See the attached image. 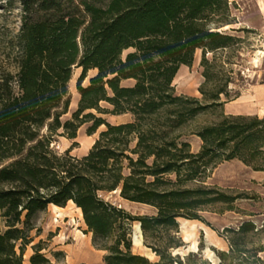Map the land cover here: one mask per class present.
I'll use <instances>...</instances> for the list:
<instances>
[{
	"label": "trees",
	"instance_id": "1",
	"mask_svg": "<svg viewBox=\"0 0 264 264\" xmlns=\"http://www.w3.org/2000/svg\"><path fill=\"white\" fill-rule=\"evenodd\" d=\"M228 10V0H19L18 29L0 54V212L6 224L0 264H22L31 218L68 202L80 209L93 245L108 251L105 264H204L197 253L172 250L181 245L173 234L179 218L199 220L203 207L230 203L219 188L204 184L207 172L232 159L264 171V116L225 115L187 130L200 113L221 104L220 95L230 100L226 90L205 88L213 66L205 54L237 40L217 30L229 24ZM197 49L201 98L176 94L172 81L181 65L191 66ZM74 67L81 68L78 106L62 121ZM91 69L96 74L82 86ZM128 80L133 84L121 85ZM88 110L132 119L110 124ZM87 121L88 134L105 128L86 154L54 149L55 136L74 139ZM192 134L201 139L196 153L186 141ZM111 192L153 207L155 215H129L105 199ZM129 220L138 221L157 261L130 252ZM254 230L250 221L226 229L229 250L216 251L219 264H264L258 256L264 247L245 244L243 234ZM37 257L30 264H38Z\"/></svg>",
	"mask_w": 264,
	"mask_h": 264
},
{
	"label": "rangeland",
	"instance_id": "2",
	"mask_svg": "<svg viewBox=\"0 0 264 264\" xmlns=\"http://www.w3.org/2000/svg\"><path fill=\"white\" fill-rule=\"evenodd\" d=\"M228 6L226 22L230 26L227 29L219 26L217 30L237 40L225 49L205 54L209 63H213L209 68L212 77L205 88L226 90L230 94V100L226 101L224 96L220 95L218 102L221 104L200 113L189 124L187 130L213 124L225 115H257L253 113L254 108L258 107L256 109H259L260 114L264 110V106L259 107L256 102H252L248 94L237 101L233 98L235 94L242 96L243 93H248L252 85L264 81V0H228ZM18 26L19 0H0V54L4 42L17 31ZM236 27L242 29H234ZM126 53L127 50L122 55ZM201 53L202 51L197 49L191 66L180 67L174 87L176 94L201 98L198 91L204 81L200 67ZM80 72L81 68L72 69V77L68 83L70 103L68 112L61 117L62 121L71 118L77 109L79 95L76 82ZM96 72L97 70H89L82 86H86L89 78ZM132 84V80L121 82L123 86ZM99 106L111 109L104 102ZM88 112L110 124H120L132 119L129 113L112 115L97 113L95 110H88L85 113ZM91 122L82 124L77 129L74 139L55 136L52 144L54 149L62 153L72 147L70 151L72 156L81 157L86 154L99 132L105 128L102 125L95 133L88 134ZM186 141L189 142L192 152L200 150L201 139L198 136L187 135ZM207 175L204 184L219 188L230 197V203H214L203 207L198 212L199 220L179 218L177 232L173 234L181 245L173 249L172 254L184 256L190 252L197 253L204 264H219L216 251L229 250L230 232L226 229L237 230L244 221L252 222L254 231H258L256 234L251 231L243 234L246 246L264 247V171H254L240 160L232 159L219 162L209 169ZM104 197L131 216H151L156 212L153 207L125 200L116 192L108 193ZM60 208L58 215L52 206L48 205L46 210L36 213L31 218L32 229L28 233L27 244L22 248V264H30L29 258L33 254L39 255L38 264H105L104 256L108 251L93 245L92 233L87 230L80 209L71 202ZM137 224V220H129L126 223L127 239L131 243L130 252L143 255L152 262L157 261L158 257L144 245L143 238L141 243L133 241L137 233ZM5 229V220L0 212V233ZM160 238L164 239L161 234ZM112 240H108L106 244L110 245ZM191 244L196 245V251L189 248ZM18 246L16 251L20 253ZM258 256L264 259V251L259 252Z\"/></svg>",
	"mask_w": 264,
	"mask_h": 264
},
{
	"label": "crops",
	"instance_id": "3",
	"mask_svg": "<svg viewBox=\"0 0 264 264\" xmlns=\"http://www.w3.org/2000/svg\"><path fill=\"white\" fill-rule=\"evenodd\" d=\"M234 29H242V28H234ZM182 66V65H181ZM180 66V67H181ZM180 69V68H179ZM178 69V70H179ZM172 85L175 87L176 83L173 80L172 81ZM248 93H243L242 96H238L234 101H237L238 99H240L241 97L245 98L247 97V94L249 95V97H251V101L252 102H256V104L260 107V106H264V81H262L261 83H257L256 85H252L251 89L247 91ZM255 104V103H254ZM258 108V107H256ZM254 108L253 113L257 114V115H264V110H262V114H260L259 109Z\"/></svg>",
	"mask_w": 264,
	"mask_h": 264
},
{
	"label": "bare ground",
	"instance_id": "4",
	"mask_svg": "<svg viewBox=\"0 0 264 264\" xmlns=\"http://www.w3.org/2000/svg\"><path fill=\"white\" fill-rule=\"evenodd\" d=\"M230 25H224L223 26V29H227ZM183 67H186L185 65H182ZM181 66V67H182ZM179 70L177 71L175 77H174V81L177 80L178 76H179ZM52 206V209L56 212V214L60 215V207L56 206V205H53V204H50ZM141 240H142V236H141V230H140V227H139V223L137 224V233L134 235V238H133V241L135 243H141ZM189 248L192 250V251H196V245L195 244H191L189 246Z\"/></svg>",
	"mask_w": 264,
	"mask_h": 264
},
{
	"label": "water",
	"instance_id": "5",
	"mask_svg": "<svg viewBox=\"0 0 264 264\" xmlns=\"http://www.w3.org/2000/svg\"><path fill=\"white\" fill-rule=\"evenodd\" d=\"M113 193H115V192H113Z\"/></svg>",
	"mask_w": 264,
	"mask_h": 264
}]
</instances>
